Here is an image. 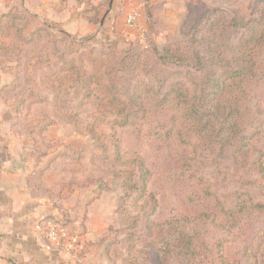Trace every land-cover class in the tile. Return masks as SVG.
<instances>
[{"label": "trees", "instance_id": "1", "mask_svg": "<svg viewBox=\"0 0 264 264\" xmlns=\"http://www.w3.org/2000/svg\"><path fill=\"white\" fill-rule=\"evenodd\" d=\"M10 17L24 21V26L17 30L23 46L0 43V56L23 61L22 48L32 45L34 49L26 63V82L17 78L21 89L15 96L20 107L27 106L31 111V107L51 105L54 116H46L44 120L34 115L35 121L42 123L48 119V127L59 123L72 125L77 134L90 136L97 145L93 160L104 163L111 175L123 180L118 215L126 238L124 264H264V153L258 148L264 129L256 127L255 133L247 105L249 88L264 78V27L253 26L251 21L229 19V27L249 31L248 37L233 47L220 42L217 27L211 26L208 34L201 38L194 35L182 44L153 47L147 52L128 50L117 61L115 76L110 54L93 37L74 39L64 32L61 34L68 38L71 47L60 58L79 55L78 58L71 59L59 71L42 72V66L52 61L50 47L58 43L54 30L45 27L28 32L29 17L19 12ZM183 30L187 37V28ZM27 32L30 37L26 39ZM36 51H43L46 56ZM197 75L206 78V83L202 79V88L196 84ZM255 110L258 115H264L260 104ZM157 112H172L176 115L171 118L172 127L179 130L183 122L200 140H205L209 133L223 137L221 142L214 139L211 142L221 143L232 151L239 171L255 179L248 182L256 187L255 193H235L233 206L227 207L211 191L201 190L200 195L190 187V196L213 202V208L179 216L180 229L169 219L161 224L154 222L159 200L150 184L155 174L144 157L125 152L118 131L134 129L145 136ZM172 129L167 132L168 137H174ZM47 142L59 144L50 138ZM184 143L186 147H195L192 142ZM188 180L191 185L198 178L189 176ZM47 193L61 196L52 190ZM253 218L257 219L256 232L244 249V262L229 260L220 238L218 246H204V234L193 228L198 221H209L219 229L234 232Z\"/></svg>", "mask_w": 264, "mask_h": 264}, {"label": "rangeland", "instance_id": "2", "mask_svg": "<svg viewBox=\"0 0 264 264\" xmlns=\"http://www.w3.org/2000/svg\"><path fill=\"white\" fill-rule=\"evenodd\" d=\"M88 8L84 18L88 24L98 27V30H93L94 34L72 35V38L93 37L101 44L105 52L110 54L115 76L118 69L116 63L128 50L147 52L153 47L182 44L194 35L201 38L208 34L211 26L217 27L220 42L226 47H233L248 37L249 31L229 27V19L251 21L253 26L264 27V0H92ZM132 13L137 16L134 28L127 24L128 16ZM22 26L24 21L13 17L3 21L0 24V36L5 42L2 43L23 46L17 37V30ZM184 28H187V37L184 35ZM61 32L58 30L53 32L58 43L50 47L53 53L50 57L52 61L42 66L40 69L42 72L59 71L71 59L79 56L69 55L64 60L60 58L68 52L71 44ZM24 35L26 39L30 37L28 32ZM94 48L98 50V46ZM22 50L21 58L25 60L28 58V51L34 49L30 45L23 47ZM36 53L46 56L43 51ZM205 55L210 56L207 53ZM171 69L174 72L178 71L177 68ZM197 76L199 80L196 84L202 88L204 82H207L206 78L204 75ZM116 79L123 85L122 79L118 77ZM257 104L264 110V78L249 88L247 105L252 115L249 122L254 125L250 126L255 133L256 127L259 129V126H262L264 129V115H258L255 110ZM36 111L35 117L44 119L52 114V106L38 107ZM172 116L176 115L172 112H157L152 116L147 126L149 131H146L145 136H140L134 129H123L118 131V138L125 152L144 157L155 174L150 189L158 197L159 211L153 221L161 224L169 219L175 228L180 229L179 216L194 215L213 208V202L190 196V187L199 194L201 190L211 191L227 207L233 206L235 193L247 191L255 193L256 187L248 183L255 180L251 175L239 171L237 164L234 163L232 151L223 148L221 143L211 142V139L221 142L223 137H219L217 133L213 135L209 133L205 140H200V137H196V132L189 130L183 122L180 123L179 130L175 125L173 128ZM70 126L60 127L57 124L51 129L50 133L55 136L54 140L59 142L58 145H54L56 148L54 152L55 154L60 152L58 156L62 158L55 160L54 170H51L49 179L54 185L60 184L64 188L60 191L59 187L55 192H60L63 198L68 199L67 209L63 208L64 216L70 218L66 220L68 223L72 222L73 217L77 221L76 225H80L84 214L82 201L84 198H93L91 202L94 203L95 197L98 198L100 230L97 238L93 237L87 242L89 245L87 252L85 250L81 252L79 256L83 260L81 264H124L126 238L118 215V202L123 195V180L111 175L104 163L93 160L96 141L90 136L77 134L74 127ZM170 129L173 130L174 137H168L167 132ZM107 134L110 137L109 130ZM258 140V148L264 153V135ZM185 141L192 142L195 147H186ZM170 174L174 177H170ZM189 176H194L198 180L190 185ZM75 187L85 191L84 194L80 193L81 197L83 194L81 206L76 203L79 202L78 195L72 198V189ZM195 197L197 198V195ZM103 218H106V221H103ZM256 221L257 219L253 218L234 232L219 229L209 221H198L193 228L197 233L204 234V246L211 247L214 244L218 246L220 238L224 241L225 256L232 262H244L246 260L244 249L256 232ZM59 227L63 228L62 225Z\"/></svg>", "mask_w": 264, "mask_h": 264}, {"label": "crops", "instance_id": "3", "mask_svg": "<svg viewBox=\"0 0 264 264\" xmlns=\"http://www.w3.org/2000/svg\"><path fill=\"white\" fill-rule=\"evenodd\" d=\"M87 4L88 0H0V20H9L19 12L29 17L28 32L50 27L70 37L94 34L98 27L84 18ZM2 42L5 39L0 36ZM28 58L20 61L13 56H0V264H81V252H87V242L97 238L100 230L98 198L94 203L93 198H84L83 219L77 226L73 217L72 222H66L70 218L64 216L63 208L67 209L68 199L47 193L64 189L49 179L60 152L55 154L54 144L47 142L55 139L49 120L36 122L33 117L37 108H21L16 100L21 89L17 78L26 82ZM50 116H54L53 110ZM75 188L72 198L78 195L76 203L81 206L85 191ZM50 224L62 225L69 239L61 244L49 239L44 228Z\"/></svg>", "mask_w": 264, "mask_h": 264}, {"label": "built area", "instance_id": "4", "mask_svg": "<svg viewBox=\"0 0 264 264\" xmlns=\"http://www.w3.org/2000/svg\"><path fill=\"white\" fill-rule=\"evenodd\" d=\"M137 22V16L136 14L132 13L128 16L127 24L131 28L136 27ZM45 234L48 236L49 239H51L53 242L57 244H61L69 239V236L64 230L57 226V225H46L44 228Z\"/></svg>", "mask_w": 264, "mask_h": 264}]
</instances>
